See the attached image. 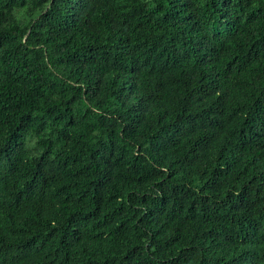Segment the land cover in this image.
Listing matches in <instances>:
<instances>
[{"label":"trees","instance_id":"16d2710c","mask_svg":"<svg viewBox=\"0 0 264 264\" xmlns=\"http://www.w3.org/2000/svg\"><path fill=\"white\" fill-rule=\"evenodd\" d=\"M0 264H264V0H0Z\"/></svg>","mask_w":264,"mask_h":264}]
</instances>
